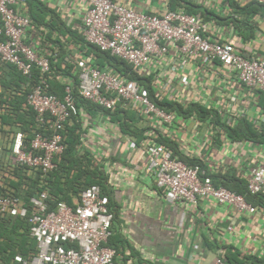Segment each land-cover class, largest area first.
Returning a JSON list of instances; mask_svg holds the SVG:
<instances>
[{"label": "built area", "instance_id": "2783aa9c", "mask_svg": "<svg viewBox=\"0 0 264 264\" xmlns=\"http://www.w3.org/2000/svg\"><path fill=\"white\" fill-rule=\"evenodd\" d=\"M84 2V41L124 61L144 79L145 85L107 66L98 67L93 55L82 54L74 62L78 85L75 87L65 76L61 78L62 98L50 93V59L26 41L32 24L26 1L0 0V61L14 66L29 80L36 74L26 96V107L33 113V136L26 147L25 135H14L13 161L7 172L22 166L30 175L38 173L39 181L45 184L55 169V159L65 149V126L71 117L82 112L75 103L76 90L82 100L104 111L130 109L145 119L148 133L141 144L145 154L143 169L166 202L195 205L199 199H206L238 213H255L256 209L242 195L215 187L204 168L199 164L186 165L158 141L156 130L173 125L177 116L159 107L153 95L160 101L165 96L177 97L179 88L190 89L197 75V62L213 68L218 65L221 73L228 71L233 82L264 95V61L244 56L241 43L224 35L214 20L192 15L185 8L149 13L113 0ZM236 2L264 4V0ZM226 30L233 32L230 26ZM229 111L230 107L225 108L222 117L228 120ZM2 154L0 147V162ZM5 178L0 171V217L26 219L29 237L37 249L28 259L16 255V263L115 264L116 250L107 245L113 213L98 185L82 190L74 205L58 201L51 208L47 190H41L26 203L5 189ZM246 188L250 195L264 196V163L250 169ZM212 264L225 262L219 255Z\"/></svg>", "mask_w": 264, "mask_h": 264}, {"label": "crops", "instance_id": "0c3cea01", "mask_svg": "<svg viewBox=\"0 0 264 264\" xmlns=\"http://www.w3.org/2000/svg\"><path fill=\"white\" fill-rule=\"evenodd\" d=\"M84 1H32V12L43 10L40 15L44 24H31L26 41L61 70L71 65L75 71V58L89 55L74 40L75 34L81 35ZM113 1L149 13L170 9L169 0ZM183 1V8L190 14L214 20L224 35L240 42L244 56L264 61L261 12L238 14L233 26L227 20L231 16L228 0ZM227 26L233 32L226 30ZM60 69L52 72L53 85L62 82ZM196 71L190 89L179 88L175 98H160V102L176 103L185 112L168 110L176 114V121L157 129L158 138L181 161L199 163L211 176L231 173L246 184L250 169L264 163V95L233 82L228 71L221 73L218 65L213 68L197 62ZM17 72L0 61V171L5 174L8 191H13L9 185L15 186L17 181L14 170L10 173L7 168L13 161L11 148L20 123L11 125V119L4 122L1 117L11 114L13 105L18 116L24 113V93L29 88L19 83ZM153 98L159 101V97ZM227 107L228 120L221 115ZM81 110L77 116V151L93 162L103 179V193L113 213L109 244L116 249L115 264H212L219 255L225 264H264V201L249 202L255 213H238L206 199H199L195 205L168 203L143 169L145 154L141 144L148 133L145 119L130 109H115L110 115L93 108ZM11 118L15 115L11 114ZM232 130H245L247 134L231 137ZM26 175L34 178L27 172ZM63 187L67 202L76 204L80 193L74 192L78 185Z\"/></svg>", "mask_w": 264, "mask_h": 264}, {"label": "trees", "instance_id": "16d2710c", "mask_svg": "<svg viewBox=\"0 0 264 264\" xmlns=\"http://www.w3.org/2000/svg\"><path fill=\"white\" fill-rule=\"evenodd\" d=\"M25 1L26 4L28 5V10H29L28 15L31 19L32 24L43 25L44 20L43 17L40 15V12L41 11L43 12V10L40 8L39 10H37V12H32L33 0H25ZM184 2L185 1L183 0H169V8L170 10L183 8ZM228 2L231 11L230 13L231 16L227 20L231 22L233 26L234 23L237 21L236 15L238 14L242 13L244 15H248L250 13L259 11L261 12L262 15H264V4L250 2L246 4L245 7H239V5L236 3V0H228ZM36 4L38 5V3ZM68 32L70 35H72L71 31ZM75 35L73 34V36H75L74 40L77 43H79L82 48H85L89 53V55L94 56L95 64L98 67L104 68L107 66L109 68H112L117 73L126 76L128 79L135 80L140 84L145 85V83L143 82L144 79L134 74L131 71L129 65L126 64L124 61L116 57L110 56L108 53L100 52L94 46L86 43L82 35H77V34ZM50 64H51V72L54 71L57 72L60 69L57 65H54L51 61ZM5 65L13 73L17 71L16 68L12 65L7 63H5ZM16 75L19 80V83L27 84L29 86V88L24 93L26 100V96L30 92L32 84L35 82L36 74H34L30 80L23 77L19 72H17ZM59 75L70 78L75 87L78 85L77 72L76 70L75 71L73 70V66L66 65L65 70H61ZM57 83L58 84H54V85L52 84V82L49 83L50 85L49 92L57 95L59 98H62L63 85L60 84L59 81ZM74 98H75V103L79 108H84V109L93 108L96 110H102L96 107L95 105H92L82 100L76 90L74 91ZM155 102L159 107L164 108L166 110H176L177 112L184 111L180 106H178L176 103L173 102H168V101L160 102L156 100ZM13 106L14 109L12 110L11 114L15 115V118H11V114L9 112L6 115H4L5 117L4 116L1 117V119L4 122L5 121L8 122L11 119L10 121L11 125L20 123L18 126L19 128L18 132H21L25 135L23 144L26 147H29V143L33 136L32 131L34 130L33 113L29 108H24V113L18 116L17 108L15 109V105ZM194 108L199 112L203 111L202 109H199L196 106H194ZM102 112H104L107 115L111 114L108 111H104V110H102ZM78 123L79 122L77 117H71V120L65 126V132H63L65 136V141H64L66 145L65 149L63 153L60 155V157L55 159L54 162L55 169L48 174V176L44 180L45 184L42 185L41 181H39L38 173H35V175L32 174L34 175V178H31V176L26 175V170L24 167L22 166L17 167L13 172V174H15L14 177L17 180L15 182L16 185L15 186L13 184L9 185L10 187L13 188V192H12L13 195L20 197L27 203L30 197L36 195L41 190H47L49 195L48 203L51 206V208H53L54 204L58 201H64L68 203L67 202L68 198L64 193L63 186L78 185V188H76V191L74 192V194H77L90 185H98L100 187L101 194L104 195L103 193L104 185L102 182L103 179L101 176L98 175L99 171L96 170V168L93 166V162L90 159H88L85 155H82L80 152L77 151L79 145L78 140L80 133ZM121 126L123 128L125 127L123 124H121ZM246 132L247 131L244 130L242 133H239L238 130H232L230 131V135L231 137L239 136V134L244 136L247 134ZM262 137H264V131ZM158 141L163 145L166 144V142H164L163 140H158ZM183 162L186 165L199 164V163H191L188 161L187 162L183 161ZM200 166L202 167V165ZM209 176L215 187H223L232 192L240 194L245 198V200L248 203L249 202L251 203V201L254 199L258 200L259 202L264 201V196L262 195H250L249 192L247 191L245 182L243 180L235 178V176L231 173H227L225 175H216V176L209 175ZM10 183L11 182H9V184ZM110 238L111 235L108 239L107 245L113 247L112 245L109 244ZM36 252H37L36 242L29 237V225L26 219H20L18 217L15 218L0 217V264H18L14 261V257L16 255H19L24 259H28L31 258Z\"/></svg>", "mask_w": 264, "mask_h": 264}]
</instances>
